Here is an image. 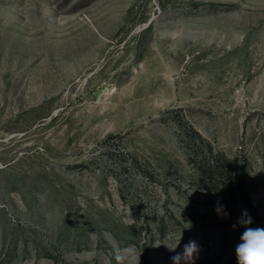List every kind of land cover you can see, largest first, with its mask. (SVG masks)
<instances>
[{
	"label": "rangeland",
	"instance_id": "rangeland-1",
	"mask_svg": "<svg viewBox=\"0 0 264 264\" xmlns=\"http://www.w3.org/2000/svg\"><path fill=\"white\" fill-rule=\"evenodd\" d=\"M245 196L264 0H0V264H237Z\"/></svg>",
	"mask_w": 264,
	"mask_h": 264
},
{
	"label": "clouds",
	"instance_id": "clouds-1",
	"mask_svg": "<svg viewBox=\"0 0 264 264\" xmlns=\"http://www.w3.org/2000/svg\"><path fill=\"white\" fill-rule=\"evenodd\" d=\"M216 211L218 213L223 212L219 202ZM238 223L244 226L245 230L240 236L241 242L235 248L237 264H264V227H249L252 224V218L247 210H243ZM175 249L170 248L172 251ZM199 251L197 242L190 240L184 244L182 251L176 252L171 257L172 264H193L194 257L199 254Z\"/></svg>",
	"mask_w": 264,
	"mask_h": 264
},
{
	"label": "trees",
	"instance_id": "trees-1",
	"mask_svg": "<svg viewBox=\"0 0 264 264\" xmlns=\"http://www.w3.org/2000/svg\"><path fill=\"white\" fill-rule=\"evenodd\" d=\"M195 132H196V134L198 135V137H199V141H201V142H203V143H206L207 144V146H209L210 147V145H209V143H208V141L206 140V139H204L203 137H202V135L198 132V131H196L195 130ZM222 159H225V161H224V163H221L220 162V156H215V160L213 161V165L211 164V163H209V165H210V167L213 169H215L216 168V170H219L220 172L221 171H223V168H224V166H225V162H227L229 165L231 164L230 162V159H228V158H226V157H223ZM221 169V170H220ZM204 170V169H203ZM203 170H201V171H203ZM230 180L232 181V179H231V177H230ZM232 183H233V181H232ZM245 201H244V203H245V207H244V209L243 210H247V212H248V209H252L253 211H255L256 213H258V211H257V209H256V207H255V205L253 204V202L251 201V199H250V197L249 196H245L244 198H243ZM243 212V211H242Z\"/></svg>",
	"mask_w": 264,
	"mask_h": 264
}]
</instances>
